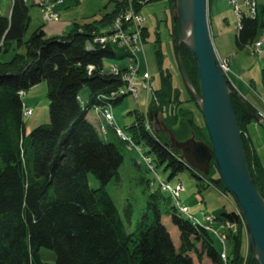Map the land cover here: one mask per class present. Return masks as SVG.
I'll return each instance as SVG.
<instances>
[{"label":"trees","instance_id":"16d2710c","mask_svg":"<svg viewBox=\"0 0 264 264\" xmlns=\"http://www.w3.org/2000/svg\"><path fill=\"white\" fill-rule=\"evenodd\" d=\"M144 1L134 0L137 10ZM127 5V0H117L113 10L89 22L75 23L68 33L47 35L41 26L26 39L32 21L29 0H13L10 16L0 15V264H196L195 256L199 263L208 258L211 264H244L242 221L235 212L223 214L239 226L236 232L225 233L232 249L223 259L217 238L202 224L204 220H191L160 187L148 194L133 230H129L131 205L124 219L106 188L120 178L124 151L134 150L115 129L105 136L100 130L107 106L122 100L120 91L130 72L129 68L116 66L107 70L105 59L117 57L118 51L125 50L120 57L129 52L98 40L112 34L117 17ZM244 15L237 39L241 47L252 46L260 29L258 17ZM15 43L25 52L15 53L8 61L1 60V55ZM157 57L161 88L155 90L156 96L174 106L175 119L179 120L186 113L182 105L188 100H183L181 90L174 86L161 49ZM181 59L201 95L196 57L183 46ZM262 80L264 85V69ZM43 81L48 87L50 122L28 131V107L23 96L27 89ZM85 86L89 88L87 100L80 94ZM232 103L243 132L249 170L259 189V183L264 181V166L245 136L254 116L236 97H232ZM93 109L101 118L97 124L88 118ZM142 113L135 111L136 120L127 128L137 154L141 156L143 149L152 155L156 166L170 169L171 175L187 168L180 151L170 149L165 134L147 127ZM110 134L116 140H111ZM90 174L99 179L101 187H91ZM142 182L150 188V181ZM164 216L178 228L179 246ZM42 248L56 252L54 263L43 261Z\"/></svg>","mask_w":264,"mask_h":264},{"label":"rangeland","instance_id":"374dc122","mask_svg":"<svg viewBox=\"0 0 264 264\" xmlns=\"http://www.w3.org/2000/svg\"><path fill=\"white\" fill-rule=\"evenodd\" d=\"M115 1L117 0H52L50 4H54V10L59 14L60 19L55 23L46 22L43 15L45 8H43V6H41L42 8L34 6L31 0L32 21L24 38H28L33 31L41 26H43V30L48 33L51 32L52 29L57 28H65L63 34L68 33L75 23L89 22L93 18H99L104 13L113 10ZM127 1L128 5L122 14L128 11L135 14V16L127 22V25L139 21L136 27L140 34L137 38L138 40L134 39L132 41L133 46H131L133 48V54L128 51L127 47L117 43L116 45L125 48L129 52V55L120 57V55L125 54V50H123L118 51L117 57L105 59V68L107 70H113L114 66H116L119 69L129 68L130 72L135 73L133 83L136 85L138 91L137 95L131 93L126 94L120 102L113 106L114 117L118 126L129 134L127 128L132 126L136 120L135 111H139L143 112L141 116L145 118L147 127H150L153 132H155L153 129V122L157 125L164 123L180 141H187L195 137L199 141L212 145L204 116L194 96L186 87L176 58L175 40L179 41L178 18L175 14L177 1L145 0L141 10L136 9L134 0ZM238 1L241 11L232 0H207V11L212 40L220 65L224 64L227 67L224 74L232 90L243 96L252 92L254 97L259 99V103L257 104L261 108L257 107L249 98L247 99L257 108L261 115V113L264 114V98L261 96L264 95L262 80L264 48H256L255 44L245 47L239 46L237 42L240 32L239 23L244 19V14L247 15V12L249 13V8L246 3L248 0ZM256 1L258 4V19L261 26L264 23V0ZM11 4H13V0H0V15L9 16V6ZM119 17L120 16H118L117 19ZM127 25L125 23L123 28H126ZM259 34L260 35L257 36V42H259L262 36V28H260ZM100 40L101 39L98 41ZM253 47L255 48L252 49ZM158 49H161L164 54V67L171 71L174 86L181 90L182 99L188 100V102L182 105L186 113H184L179 120L175 119V113H173L172 110L174 106L163 102L155 93V90L161 88V67L157 57ZM24 52L25 48L23 46L18 47L15 43L7 53L1 55V60L8 61L15 53ZM146 74L149 75L148 78L145 77ZM47 91V82L43 81L27 89L24 93V104L33 110V115L25 119L28 131L39 125L50 122V104ZM88 91L89 88L87 86L81 89L80 94L84 99L89 94ZM189 94L192 95L193 100H191ZM259 95L261 98L258 97ZM97 112V109H93L89 113V118L94 123H97L99 119ZM180 113L182 114L181 111ZM192 121L200 127L201 130L195 129L191 123ZM254 122L257 123L258 121L254 118L252 123ZM150 123L152 125H150ZM251 124L248 125L245 136L250 139V146L252 150L257 153L258 151H256V147L249 135V127ZM110 130L113 132L111 128ZM162 133L167 136L170 142L169 135L164 132ZM109 138L111 140H116V137L112 134L109 135ZM127 143L134 151H124L125 160L120 168V178L108 183L106 188L118 205L124 219H126V209L131 205L133 209V218L132 226H129V230L135 228L140 213L146 206L148 194L159 187L160 181L173 187L181 186L180 200L183 204L188 206L190 214L198 217L200 220H204V217H209V215L213 217L210 219L211 232L217 238V244L221 249L223 259H226L227 252L229 253L232 249V244L227 236H225V233L236 232L239 226L230 223L223 214L216 216L214 214V209L220 206L219 203H223L227 211L236 213L237 217L242 221L240 225L243 228L244 234V264H250L253 251L246 221L233 196L227 192L225 186L220 181V175L215 168V160L213 158L210 162V169L207 174H200L199 176L198 172L196 176L192 169L185 167L177 174L171 175V170H166L164 165H155L151 154H146L145 151L141 149L140 156L137 154L136 147L132 146L129 142ZM137 146L141 145L138 144ZM260 152L263 151L260 149L259 153ZM262 154L263 153H260L258 156L264 166V155ZM135 161L140 164V167L136 165ZM143 179L150 181V188L147 187L146 182H142ZM259 184L260 188L257 189L264 197V181ZM90 185L94 189L101 187V182L94 174H90ZM166 195H169V193L166 192ZM163 221L171 232L175 243L179 246L180 232L178 228L172 224L168 216H164ZM41 255L45 262L54 263L57 259L56 252L51 249L42 248ZM194 259L196 264H211L208 258H205L202 263L198 262L196 256Z\"/></svg>","mask_w":264,"mask_h":264},{"label":"water","instance_id":"95a60500","mask_svg":"<svg viewBox=\"0 0 264 264\" xmlns=\"http://www.w3.org/2000/svg\"><path fill=\"white\" fill-rule=\"evenodd\" d=\"M175 14L178 18L179 41L175 40L178 65L186 87L197 101L208 128L209 145L195 137L180 141L164 123L153 122L157 134L169 135L171 150L180 151L181 159L200 174H207L212 158L219 172L220 181L231 194L246 221L253 257L264 264V197L257 189L251 176L242 130L233 107L236 97L251 111L264 129V118L257 108L243 95L232 90L222 71L216 53L207 11V0H176ZM185 45L196 57L201 95L194 90L181 59V48Z\"/></svg>","mask_w":264,"mask_h":264},{"label":"built area","instance_id":"2783aa9c","mask_svg":"<svg viewBox=\"0 0 264 264\" xmlns=\"http://www.w3.org/2000/svg\"><path fill=\"white\" fill-rule=\"evenodd\" d=\"M52 0H43L42 2V6L44 9V20L46 22H56L59 20V14H57L54 10V4H50ZM233 2H235L236 7L239 8V1L238 0H232ZM247 7L249 8V13L247 12V17L255 19L256 17H258V4L256 0H248L247 2ZM241 11V9H240ZM135 16V14H133V12H125L124 14L120 15V17L116 20V22L114 23V30L112 32V34H110L107 37H102L100 38L101 42H111L113 44H119L122 46L127 47L128 51L131 52L133 54V48L131 46H133L132 41L138 40L137 38L139 37V32L136 26H138L139 21L136 22H132L129 25H127V22H129L131 20V18ZM137 17V16H136ZM135 19L137 20V17ZM127 25L126 28H123V26ZM262 36L259 39V42H257V44H255L256 48H264V23L262 25ZM99 41V42H100ZM135 57V56H134ZM224 73L227 70L226 65L222 64L221 65ZM135 77V73L133 72H129V75L127 76V84L126 86L120 91V94L126 95V94H135L137 95L138 91L136 88V85H134L133 80ZM146 78L149 77L148 74L145 75ZM113 106L114 105H109L107 106L106 110L103 112V116H104V123L100 125V130L102 132V134L108 135L109 132V127H113L115 128L118 137H120L123 141L125 142H129L132 146H135L132 138L127 135L121 128H119L117 126L115 117H114V112H113ZM32 114L31 110H26V115L29 116ZM261 115L264 118V114L261 113ZM136 147V146H135ZM159 187L165 191L168 192L171 197L175 200L176 204L178 205L180 211L182 213H184L185 215H187L191 220H193L194 222L197 223H201L199 221V219L196 216H193L192 214H190V210L188 208V206L184 205L181 203L180 200V189L181 186H170L169 184H165L163 181H160L159 183ZM211 217V218H210ZM213 217L209 215L204 217V221L202 224H204L206 226V228L210 231H212L211 228V223H210V219H212Z\"/></svg>","mask_w":264,"mask_h":264},{"label":"crops","instance_id":"0c3cea01","mask_svg":"<svg viewBox=\"0 0 264 264\" xmlns=\"http://www.w3.org/2000/svg\"><path fill=\"white\" fill-rule=\"evenodd\" d=\"M43 0H32V3L34 4V6H39V7H41V2H42ZM29 2L31 3V0H29ZM12 5L13 4H11L10 6H9V11H10V13H9V16H10V14H11V10H12ZM42 8V7H41ZM60 20V19H59ZM58 20V21H59ZM57 22V21H56ZM55 22V23H56ZM45 31V30H44ZM65 32V28H62V29H52V31L51 32H46L45 31V33L47 34V35H55V34H63ZM88 93H89V91H88ZM247 96V97H246ZM245 97L246 98H249L257 107H260L257 103H259V99H257L256 97H254V95H253V93L252 92H250L248 95H246ZM261 96H263V98H264V95H261ZM261 96L259 95L258 97H260L261 98ZM88 97H89V94L87 95V97H85V100H87L88 99ZM83 98V97H82ZM84 99V98H83ZM261 108V107H260ZM88 118H89V115H88ZM89 120L91 121V122H93L90 118H89ZM100 121V120H99ZM94 123V122H93ZM96 123V122H95ZM97 124V123H96ZM259 123L257 122V123H252L251 124V126L249 127V135H250V137H251V139H252V141H253V143H254V145H255V147H256V151H258L257 152V154L259 155L260 153H263L262 155H264V129L260 126V125H258ZM260 149H261V151H263V152H260L259 153V151H260ZM220 204V206L219 207H217V208H215L214 209V214L216 215V216H219V215H221V214H224V212H231V211H227L226 210V206L222 203H219ZM208 206V205H207ZM232 209V208H231Z\"/></svg>","mask_w":264,"mask_h":264},{"label":"bare ground","instance_id":"6f19581e","mask_svg":"<svg viewBox=\"0 0 264 264\" xmlns=\"http://www.w3.org/2000/svg\"><path fill=\"white\" fill-rule=\"evenodd\" d=\"M259 14V13H258ZM242 22V21H241ZM241 22L239 23V28H241ZM260 28H262V25L260 26ZM259 32H260V29H259ZM258 35H260V34H258ZM257 39H258V37L254 40V42H253V44H256V42H257ZM252 44V45H253ZM255 47H253L252 49H254ZM223 71V70H222ZM224 73V72H223ZM117 134V133H116ZM118 135V134H117Z\"/></svg>","mask_w":264,"mask_h":264}]
</instances>
